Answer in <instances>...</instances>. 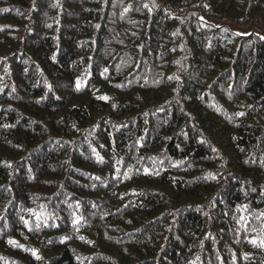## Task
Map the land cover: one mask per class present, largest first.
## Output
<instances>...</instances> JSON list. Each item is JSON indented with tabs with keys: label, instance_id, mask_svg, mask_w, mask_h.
I'll return each instance as SVG.
<instances>
[{
	"label": "trees",
	"instance_id": "obj_1",
	"mask_svg": "<svg viewBox=\"0 0 264 264\" xmlns=\"http://www.w3.org/2000/svg\"><path fill=\"white\" fill-rule=\"evenodd\" d=\"M247 23L264 0H0V264H264Z\"/></svg>",
	"mask_w": 264,
	"mask_h": 264
},
{
	"label": "rangeland",
	"instance_id": "obj_2",
	"mask_svg": "<svg viewBox=\"0 0 264 264\" xmlns=\"http://www.w3.org/2000/svg\"><path fill=\"white\" fill-rule=\"evenodd\" d=\"M220 21H215L214 23L218 24ZM230 30L235 33L245 34L250 31L255 32L259 35L264 36V29L260 28L258 25H253L250 23L243 24V25H236V24H226Z\"/></svg>",
	"mask_w": 264,
	"mask_h": 264
},
{
	"label": "snow or ice",
	"instance_id": "obj_3",
	"mask_svg": "<svg viewBox=\"0 0 264 264\" xmlns=\"http://www.w3.org/2000/svg\"><path fill=\"white\" fill-rule=\"evenodd\" d=\"M242 115V114H241ZM27 223V222H26Z\"/></svg>",
	"mask_w": 264,
	"mask_h": 264
}]
</instances>
